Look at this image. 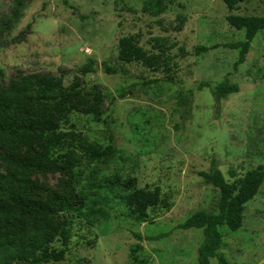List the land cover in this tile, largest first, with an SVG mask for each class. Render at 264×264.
<instances>
[{
	"label": "rangeland",
	"instance_id": "rangeland-1",
	"mask_svg": "<svg viewBox=\"0 0 264 264\" xmlns=\"http://www.w3.org/2000/svg\"><path fill=\"white\" fill-rule=\"evenodd\" d=\"M17 0H0V25L9 19ZM30 0L21 18L7 31L0 46V71L9 81L16 72L64 76V86L92 90L102 101L89 110L83 101L59 123L69 141L56 149L62 157L86 139L116 153L104 161L81 158L62 174L29 172L40 184L38 199L72 197L70 244L58 264H198V249L205 242L204 229L180 230L178 226L198 211L218 212L221 191L203 184L198 176L212 160L229 183L249 170L264 166V32L252 42L246 62L235 68L239 51L225 44L245 40V30L233 28L229 16L264 17V0H245L230 11L224 0ZM179 16L186 22L176 29ZM29 27V28H28ZM26 32L25 42L13 41ZM125 37L150 54L161 48L172 58L159 71L119 59ZM168 39L167 48L155 39ZM217 49L197 54L200 47ZM89 60L99 71L82 75ZM104 64L118 70L104 71ZM103 65V66H102ZM228 79L239 92L217 104L215 87ZM73 139L74 146H69ZM77 155L81 156L78 148ZM31 158L34 150L0 149V172L14 169L2 157ZM82 157V156H81ZM118 175L134 189L159 195L149 208V221L138 224L128 216L121 189L109 196L110 216L90 224L80 196L91 173ZM237 177L232 178L230 172ZM105 192V191H103ZM223 242L218 255L237 264H264V184L245 207L243 227H221ZM168 234L159 241L147 237ZM141 235L143 240H138ZM54 249H62L55 242ZM25 264V263H20ZM210 264H218L216 258Z\"/></svg>",
	"mask_w": 264,
	"mask_h": 264
},
{
	"label": "trees",
	"instance_id": "trees-1",
	"mask_svg": "<svg viewBox=\"0 0 264 264\" xmlns=\"http://www.w3.org/2000/svg\"><path fill=\"white\" fill-rule=\"evenodd\" d=\"M30 0H17L11 16L0 25V46L3 35L21 18L23 7ZM163 8L161 0H152ZM245 0H224L227 8L232 11ZM176 29L182 31L186 22L184 16H179ZM229 24L236 30H245V40L225 44L224 47L238 50L239 58L234 67L238 68L246 62L252 42L257 34L264 32V17L229 16ZM29 28V27H28ZM26 32H22L13 41L14 44L25 42ZM164 47L168 39H155ZM174 44L168 48H174ZM167 48V46H166ZM218 46L200 47L197 54L217 49ZM119 59L127 63H139L154 71L161 70L171 64L172 58L161 48L158 54H150L136 42L134 37H125L120 45ZM103 66V65H102ZM99 64L89 60L79 69L82 75L96 73ZM108 75L117 74L118 70L104 64ZM237 84H231L228 79L218 84L213 97L217 104L232 94L239 92ZM102 92L98 87L92 90L79 89L75 86H64V76L16 72L9 81L0 71V149L16 151L18 149L34 150L31 158L16 156L2 157V160L14 170L8 173L0 172V264H58L64 262L70 244V222L67 215L72 210V197L50 196L46 199L36 198L41 186L34 181L29 172L37 174H62L78 164L81 158L91 161H104L116 153L112 143L106 148L86 139L79 140L77 147L70 149L64 156L55 157L54 151L63 147L69 141L60 132L59 123L66 120L75 110L73 100L83 101L89 110L102 101ZM69 146H74L70 139ZM75 148L82 153L77 155ZM203 184L211 185L221 191V198L216 214L198 211L178 226L180 230L204 229L205 242L198 249V264H210L216 258L218 264H237L228 262L218 255L223 242L221 227L226 226L236 232L243 227L246 205L254 200L264 184V166L260 165L249 170L243 177L229 183L223 173L212 160L208 171L198 172ZM236 178L235 172H230ZM121 189L125 194L121 197L128 209V216L138 224L149 221L148 210L159 202V195L144 189H134L132 184L118 175L99 176L94 170L88 177L80 196L84 205L76 212L87 210L85 218L90 224L98 220H106L110 216L109 196L106 190L114 192ZM105 191V192H103ZM168 234L147 237V241H159ZM143 240L141 235H136ZM55 242H60L62 249H54Z\"/></svg>",
	"mask_w": 264,
	"mask_h": 264
}]
</instances>
